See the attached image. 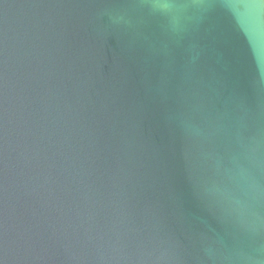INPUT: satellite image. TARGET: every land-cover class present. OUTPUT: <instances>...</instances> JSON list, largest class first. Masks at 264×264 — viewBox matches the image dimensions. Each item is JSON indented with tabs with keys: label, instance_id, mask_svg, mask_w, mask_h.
<instances>
[{
	"label": "water",
	"instance_id": "1",
	"mask_svg": "<svg viewBox=\"0 0 264 264\" xmlns=\"http://www.w3.org/2000/svg\"><path fill=\"white\" fill-rule=\"evenodd\" d=\"M0 0V264H264V0Z\"/></svg>",
	"mask_w": 264,
	"mask_h": 264
},
{
	"label": "clouds",
	"instance_id": "2",
	"mask_svg": "<svg viewBox=\"0 0 264 264\" xmlns=\"http://www.w3.org/2000/svg\"><path fill=\"white\" fill-rule=\"evenodd\" d=\"M176 0H152L151 8L154 14L166 15L168 10L179 7Z\"/></svg>",
	"mask_w": 264,
	"mask_h": 264
}]
</instances>
